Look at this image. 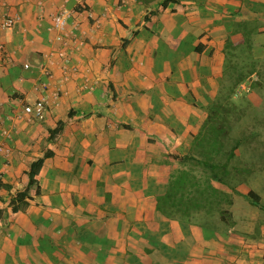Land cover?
I'll return each mask as SVG.
<instances>
[{
    "label": "crops",
    "instance_id": "0c3cea01",
    "mask_svg": "<svg viewBox=\"0 0 264 264\" xmlns=\"http://www.w3.org/2000/svg\"><path fill=\"white\" fill-rule=\"evenodd\" d=\"M61 12L67 44L52 20ZM7 17L18 19L2 27ZM245 25L260 58L264 0H0V264H264V210L243 196L264 206V178L237 186L230 227L197 221L218 211L156 202L188 167L175 156L208 119L226 42ZM40 98L42 119L24 111ZM46 152L38 192L13 211Z\"/></svg>",
    "mask_w": 264,
    "mask_h": 264
},
{
    "label": "trees",
    "instance_id": "16d2710c",
    "mask_svg": "<svg viewBox=\"0 0 264 264\" xmlns=\"http://www.w3.org/2000/svg\"><path fill=\"white\" fill-rule=\"evenodd\" d=\"M254 31V28L245 25L238 42H230V39L226 42L224 83L209 106L208 119L192 138L188 154L175 156L180 165L188 167H180L170 173L166 191L156 197L160 211L184 214L192 209L218 211L220 218L217 220L202 218L197 221L207 225L211 219L213 223L220 221L228 227L233 226L234 220L225 205L231 204L232 194H240L237 190L239 184L264 168V136L257 128L249 126L248 121L241 119L245 102H231L237 84L254 73L264 76V52L260 58L252 53ZM257 80L254 83L260 84ZM61 126L62 123L58 122L50 130V139L60 131ZM49 155L51 152H46L30 164L27 188L18 192L10 202L13 211L25 204L22 201L28 195L29 187L35 186L38 192L36 175ZM213 181L228 188L230 193L214 186ZM243 196L251 205L264 210L254 190L250 189Z\"/></svg>",
    "mask_w": 264,
    "mask_h": 264
},
{
    "label": "rangeland",
    "instance_id": "374dc122",
    "mask_svg": "<svg viewBox=\"0 0 264 264\" xmlns=\"http://www.w3.org/2000/svg\"><path fill=\"white\" fill-rule=\"evenodd\" d=\"M256 80L261 82L260 84H256V80H253L250 85V90L243 94L240 97H232L231 102L239 103L245 102L244 105V115L241 118L244 121H248V125L253 126L256 130L261 131V136H264V76L257 74ZM264 166V165H263ZM264 178V168L261 171H257L256 174L251 177L250 182L251 187H257V181L259 179ZM255 185V186H253ZM213 225V221L211 219L207 222V225ZM206 225V224H205Z\"/></svg>",
    "mask_w": 264,
    "mask_h": 264
},
{
    "label": "built area",
    "instance_id": "2783aa9c",
    "mask_svg": "<svg viewBox=\"0 0 264 264\" xmlns=\"http://www.w3.org/2000/svg\"><path fill=\"white\" fill-rule=\"evenodd\" d=\"M18 18H11L7 17L2 20V27H11L15 21ZM53 24L55 28L58 30V34L56 35V39L59 40L62 44H67L68 41H73L74 34L72 32H68L66 29V13L61 12L52 18ZM76 47V44H75ZM60 55L65 56L64 51L60 52ZM27 66V65H25ZM256 75L253 74L249 76L247 79L244 81H241L239 84L236 85L233 91V96L234 97H240L243 94L247 93L250 90V85L253 80H256ZM44 110H45V101L43 98L37 99L33 104L25 105L24 106V111L28 114H32L34 117L42 119L44 116ZM4 133H6L4 131ZM8 152L7 148H3L0 146V152ZM2 178V172L0 171V179Z\"/></svg>",
    "mask_w": 264,
    "mask_h": 264
}]
</instances>
